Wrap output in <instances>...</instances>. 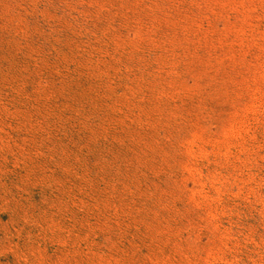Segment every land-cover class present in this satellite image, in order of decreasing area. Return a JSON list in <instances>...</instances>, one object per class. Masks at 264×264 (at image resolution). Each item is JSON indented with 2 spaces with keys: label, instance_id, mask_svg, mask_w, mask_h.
Listing matches in <instances>:
<instances>
[{
  "label": "rangeland",
  "instance_id": "1",
  "mask_svg": "<svg viewBox=\"0 0 264 264\" xmlns=\"http://www.w3.org/2000/svg\"><path fill=\"white\" fill-rule=\"evenodd\" d=\"M0 264H264V0H0Z\"/></svg>",
  "mask_w": 264,
  "mask_h": 264
}]
</instances>
